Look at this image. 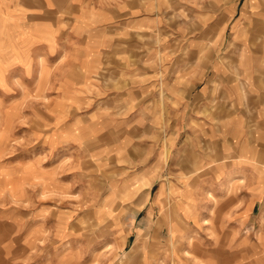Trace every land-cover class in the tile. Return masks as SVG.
I'll return each mask as SVG.
<instances>
[{
  "label": "rangeland",
  "instance_id": "1",
  "mask_svg": "<svg viewBox=\"0 0 264 264\" xmlns=\"http://www.w3.org/2000/svg\"><path fill=\"white\" fill-rule=\"evenodd\" d=\"M17 2L0 12V264H264V177L223 174L245 145L264 169V0ZM239 111L232 142L218 125Z\"/></svg>",
  "mask_w": 264,
  "mask_h": 264
},
{
  "label": "crops",
  "instance_id": "2",
  "mask_svg": "<svg viewBox=\"0 0 264 264\" xmlns=\"http://www.w3.org/2000/svg\"><path fill=\"white\" fill-rule=\"evenodd\" d=\"M18 0H0V12H3L2 9L7 6V5H17ZM11 3V4H10ZM262 12H264V9L262 10ZM264 14V13H263ZM260 21L257 22L256 25H254V28H249L248 29V33H250L248 42H251L253 45H258L257 42V38L259 36V42L260 44L255 48V49H251V58L253 60H259L264 59V21L263 24L260 23ZM32 29H36V30H40L43 29L42 27H35ZM252 30H255V32L253 33ZM254 73H258L257 71H254ZM254 75V74H253ZM258 75V74H257ZM263 76L261 78H259V82H263L264 79V73L260 74L259 72V76ZM254 94V93H253ZM252 99H255L252 103V109H254V114L251 115L252 118L251 120H249L248 122V126L250 125H255L257 127V129H253L254 132H252L251 134L254 137V140H264V92H260L259 94L255 93V96L252 97ZM240 115V116H238ZM247 115H249V113L247 111H239L236 117H233L232 115H228L227 116V120H223V122H219V130L218 132L220 133L221 136H223L224 139H226L225 137H229L230 141L232 142H237V140H240V136H241V132L240 130H242V125L243 122L242 120H245L247 118ZM247 120V119H246ZM247 124V122H246ZM211 135V133H209ZM247 145H245V147H241L239 148V156L244 157V158H248L249 160H258L257 157L251 156L252 152L254 151V149H247ZM225 152H229L228 149L225 150ZM250 152V153H249ZM257 156V155H256ZM251 161H247L245 160H241L239 162L233 163V165H230L229 170L226 169V171H217L216 174L220 175L225 174L226 176H228V178H232L235 179L237 176V178L239 180L242 179H246L249 177V175H254L256 177H258L259 183L258 186L260 184H262V181H260L263 177H264V169L260 168L257 164H253V161L251 163ZM228 168V167H227ZM258 175V176H257ZM229 180V179H228ZM227 180V181H228ZM228 184V182H227ZM212 190V189H211ZM217 190V189H216ZM220 190H222L220 188ZM225 190H228V188L226 187ZM224 191V190H223ZM229 191V190H228ZM226 194L227 192L224 191ZM192 193L194 194L195 191L192 190Z\"/></svg>",
  "mask_w": 264,
  "mask_h": 264
},
{
  "label": "bare ground",
  "instance_id": "3",
  "mask_svg": "<svg viewBox=\"0 0 264 264\" xmlns=\"http://www.w3.org/2000/svg\"><path fill=\"white\" fill-rule=\"evenodd\" d=\"M11 4V3H10ZM7 15V14H6ZM12 18V17H11ZM17 19V18H16ZM9 23H10V21H9ZM13 25V24H12ZM41 30H43V29H41ZM13 32V31H12ZM31 32H33V30H31ZM34 33V32H33ZM34 37V36H33ZM39 39V38H38ZM22 54H24V53H22ZM24 61V60H23ZM20 63V62H19ZM21 64V63H20ZM25 64V63H24ZM250 153V152H249ZM258 176V175H257ZM258 178V177H257ZM228 182V184L229 183H231L232 182V178H229V180L227 181ZM191 192H192V190H191ZM191 194V193H190ZM211 194V193H210ZM207 198L205 197V199L206 200H208L210 203H211V205H210V209H209V214H211V215H220V209L222 208L221 206H223V204L224 203H220V202H216V200L214 199V198H210V195H209V193L207 192ZM213 195V194H212ZM184 196H185V193H184ZM195 196V195H194ZM189 197V196H188ZM189 200V199H188ZM218 200V199H217ZM195 201V200H194ZM183 202V201H182ZM189 202H190V200H189ZM186 203V202H185ZM188 205V203L186 204V206ZM195 205V204H194ZM192 206V205H191ZM188 208V207H187ZM195 208V207H194ZM181 210V209H180ZM184 210H185V208H184ZM183 210V211H184ZM187 210V209H186ZM182 211V210H181ZM181 211H178L177 210V208L176 209H173L172 211H167V212H165V216H164V222H166L167 223V225L169 226V235H170V240L172 241L171 242V245H172V250H174L173 248L175 247L174 246V241H173V239H175V237H180V235H182V233L183 232H185L184 231V229L186 228L185 226H183V224H182V222L181 221H183L184 222V224H185V221H184V215L183 214H181L182 212ZM197 212V211H196ZM208 212V211H207ZM226 212V211H225ZM185 213H189V212H185ZM192 214V213H191ZM208 214V213H207ZM199 215V214H198ZM193 216V215H192ZM195 216V215H194ZM188 217V216H187ZM222 217V216H221ZM192 219H193V217H191ZM191 218H189V219H191ZM212 218V217H211ZM223 218H224V215H223ZM182 219V220H181ZM197 219V218H196ZM209 219V218H208ZM225 219V218H224ZM224 219H222V220H224ZM201 222L203 223V222H205L204 224L205 225H207L208 223H207V221H206V219L205 218H203L202 220H201ZM223 222V221H222ZM197 224V223H196ZM211 224V223H210ZM222 224V223H221ZM220 224V225H221ZM186 225V224H185ZM209 225V224H208ZM214 225V224H213ZM210 226V225H209ZM212 226V225H211ZM223 225H221L220 227H222ZM222 228H224V227H222ZM212 229H213V227H212ZM225 229V228H224ZM182 230H183V232H182ZM214 230V229H213ZM206 231H207V229H206ZM210 231V230H209ZM32 233H34V232H32ZM192 233V232H191ZM209 233V232H208ZM190 234V233H189ZM197 234V233H196ZM220 235V234H219ZM219 235H217V236H219ZM190 236V235H189ZM194 236V235H193ZM211 237H212V235H210ZM188 237V236H187ZM186 237V238H187ZM197 237V236H196ZM216 237V236H215ZM29 238V237H28ZM214 238V237H213ZM219 238V237H218ZM190 237H188L187 238V241L188 242H191L190 241ZM197 239H198V237H197ZM216 239H217V237H216ZM183 240H181L180 242H182ZM186 241V240H185ZM198 241V240H197ZM213 241V240H212ZM187 242V243H188ZM33 243V242H32ZM178 244H180V243H178ZM178 246V245H177ZM187 246H189V245H187ZM186 246V247H187ZM184 248V247H183ZM177 249V248H176ZM229 249V248H228ZM190 250V249H189ZM176 251V250H175ZM187 252V251H186ZM163 253H165V251H163ZM194 257V256H193ZM202 259V258H201ZM204 259V258H203ZM196 260V259H195ZM200 260V259H199ZM159 261H161V260H159ZM163 261V260H162ZM174 261H175V259H174ZM174 261L172 262V264H177V263H174ZM215 261V260H214ZM156 262V261H155ZM217 262V261H216ZM157 263V262H156ZM163 263V262H162ZM159 264H160V262H159ZM164 264V263H163ZM217 264V263H216Z\"/></svg>",
  "mask_w": 264,
  "mask_h": 264
}]
</instances>
